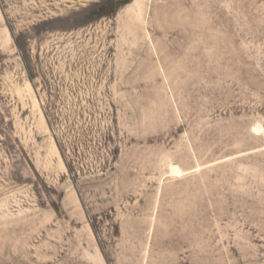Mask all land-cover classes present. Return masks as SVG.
Listing matches in <instances>:
<instances>
[{
    "label": "rangeland",
    "instance_id": "1",
    "mask_svg": "<svg viewBox=\"0 0 264 264\" xmlns=\"http://www.w3.org/2000/svg\"><path fill=\"white\" fill-rule=\"evenodd\" d=\"M0 264H264V0H0Z\"/></svg>",
    "mask_w": 264,
    "mask_h": 264
},
{
    "label": "bare ground",
    "instance_id": "2",
    "mask_svg": "<svg viewBox=\"0 0 264 264\" xmlns=\"http://www.w3.org/2000/svg\"><path fill=\"white\" fill-rule=\"evenodd\" d=\"M172 167H174V166H172ZM181 173H182V171L180 169H178L177 167H174L173 170H172V174L175 175V176L176 175H181Z\"/></svg>",
    "mask_w": 264,
    "mask_h": 264
}]
</instances>
